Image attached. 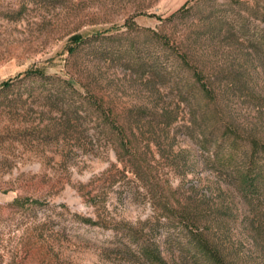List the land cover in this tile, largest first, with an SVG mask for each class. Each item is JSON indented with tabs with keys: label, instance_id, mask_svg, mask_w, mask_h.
<instances>
[{
	"label": "rangeland",
	"instance_id": "374dc122",
	"mask_svg": "<svg viewBox=\"0 0 264 264\" xmlns=\"http://www.w3.org/2000/svg\"><path fill=\"white\" fill-rule=\"evenodd\" d=\"M205 1L0 0V86L15 83L0 92V264H138L129 257L136 251L129 238L137 233L148 240L151 232L144 224L155 222L144 186L131 173L123 177L113 168L122 171L124 164L98 130L95 117L81 111L83 121L66 138L63 108L46 98L56 85L44 88L25 80V74L36 71L62 78L82 94L91 89L120 115L140 104L175 106L179 99L172 93L173 81H157L152 87L142 69L139 75L132 69H176V56L164 50L156 36L182 41L192 20H167L188 2L197 4L192 17ZM207 2L223 11L230 0ZM241 11L246 15V8ZM255 24L259 32L264 30V0H258ZM110 35L116 38L95 41ZM79 40L88 41L71 55ZM259 54L257 69H264V55ZM223 58H208L207 69H216ZM179 75L190 78L188 71ZM259 89L264 93V76ZM232 107L242 127H258V119L264 126V111L259 118L251 107ZM174 149L192 151L190 163L200 154L195 142L181 134H176ZM153 151L155 158L151 154L146 158L160 183L168 180L179 190L216 181L207 172L176 176ZM200 164L204 166V159ZM233 234L250 255L254 248L248 233L238 225Z\"/></svg>",
	"mask_w": 264,
	"mask_h": 264
},
{
	"label": "trees",
	"instance_id": "16d2710c",
	"mask_svg": "<svg viewBox=\"0 0 264 264\" xmlns=\"http://www.w3.org/2000/svg\"><path fill=\"white\" fill-rule=\"evenodd\" d=\"M207 1L210 2L206 0L192 17L189 14L197 4L191 6L188 2L167 20H192L191 31L182 41L173 43L167 35L156 36L164 50L167 48L169 54L176 56V69H143L142 65L132 69L137 75L142 69L152 87L157 81H173L172 93L175 91L179 99L175 106L173 102L140 104L125 108L120 115L105 97L91 89L82 94L72 82L62 78L36 71L25 74V80L40 83L44 88L56 85L52 91L49 89L51 93L46 98L62 106L66 138L83 121L81 111L95 117L98 130L113 144L124 164L122 171L113 168L123 177L131 173L144 186L155 222L148 220L144 224V229L147 226L151 232L148 240L139 238L137 233L129 238L136 246L129 257L138 264H264V126L258 119V127H242L232 107H251L258 111L259 118L264 111V93L259 89L264 69H257L256 63L259 53L264 55V30L259 32L255 24L258 0H230L223 11ZM251 2L256 4L250 7ZM111 38L116 35L96 37L95 41ZM87 41L75 43L70 54L77 53ZM217 56L224 57L223 63L216 69H207L208 58ZM149 57L156 62L153 55ZM185 71L189 79L179 75ZM14 84L3 83L0 92ZM173 132L195 142L200 154L193 156V162L190 163L192 151H175ZM153 148L160 160L170 164L174 175L198 176L207 172L216 181L187 189L183 185L179 190L168 180L160 183L146 158L147 154L155 158ZM238 225L251 238L254 249L250 255L234 239L233 230Z\"/></svg>",
	"mask_w": 264,
	"mask_h": 264
}]
</instances>
